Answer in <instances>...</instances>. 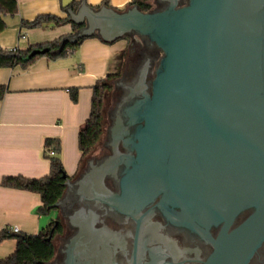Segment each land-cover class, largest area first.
Wrapping results in <instances>:
<instances>
[{"label":"water","instance_id":"water-1","mask_svg":"<svg viewBox=\"0 0 264 264\" xmlns=\"http://www.w3.org/2000/svg\"><path fill=\"white\" fill-rule=\"evenodd\" d=\"M73 1L62 6L84 26L51 53L96 34L146 36L164 53L134 114L136 155L124 180L163 181L165 197L223 223L206 264H245L264 241V0H169L150 11L86 0L74 11ZM250 202L253 213L231 229Z\"/></svg>","mask_w":264,"mask_h":264},{"label":"flooded vegetation","instance_id":"flooded-vegetation-1","mask_svg":"<svg viewBox=\"0 0 264 264\" xmlns=\"http://www.w3.org/2000/svg\"><path fill=\"white\" fill-rule=\"evenodd\" d=\"M168 3L158 0L151 10H163ZM125 37L126 47L118 57L121 70L114 73L111 95L105 96L113 103L106 113L104 108L102 139L86 166L66 185L55 217L62 226L55 237L61 244L49 264H206L223 223L199 217L165 197L163 181L124 180L136 155L140 123L134 114L150 97L164 56L146 36ZM104 170L107 175L102 179ZM254 210L247 203L231 229ZM245 264H264V241Z\"/></svg>","mask_w":264,"mask_h":264},{"label":"crops","instance_id":"crops-1","mask_svg":"<svg viewBox=\"0 0 264 264\" xmlns=\"http://www.w3.org/2000/svg\"><path fill=\"white\" fill-rule=\"evenodd\" d=\"M102 1L87 0V3L93 7ZM129 1L109 0L118 8ZM41 14L62 18L69 15L62 0H18L17 13L3 16L7 28L0 32V47L27 49L73 33L71 23L21 29L23 20L30 21ZM126 44L123 38L106 42L92 35L77 49H68L66 55L39 57L28 68L0 69V84L8 88L0 101V182L6 176L39 178L49 174L50 161L44 155V142L49 137L61 141L66 173L73 176L78 172L82 157L78 133L90 115L92 87L115 73L111 69ZM75 87L77 101L72 100L70 91ZM41 204L38 193L0 184V231L17 226L19 233L38 234L57 213L41 215ZM16 247L15 238L1 241L0 259L10 256Z\"/></svg>","mask_w":264,"mask_h":264},{"label":"trees","instance_id":"trees-1","mask_svg":"<svg viewBox=\"0 0 264 264\" xmlns=\"http://www.w3.org/2000/svg\"><path fill=\"white\" fill-rule=\"evenodd\" d=\"M83 1L85 0H74L71 4L72 9L76 11ZM103 5L118 11L126 10L134 5H138L142 11H150L152 9L149 0H131L123 8L114 7L110 4L109 0H103L100 4L93 7L97 9ZM64 10H66V8H64ZM17 11L18 0H0V32H3L7 28L3 16L15 15ZM68 23H71L73 32L84 26V24L72 22L69 15L62 18L52 14H41L33 20H23L21 22V29L46 28L51 24L54 26H61ZM96 37H99V35L96 34ZM63 38L64 37H60L54 41L32 45L27 49H4L0 47V69L14 68L17 66L28 68L39 57L46 55L56 58L66 55L68 49H77L88 36L79 39L76 43L66 44L64 49L58 54L51 53V51L59 49ZM122 38L124 39L126 37ZM45 47H49L50 52L45 55H36L33 58H29V54L32 50ZM115 76V74H108L106 77L98 80L92 87L93 95L90 115L86 122L80 127L78 133V146L82 154L81 162L84 158L90 157V155L93 154L102 139L104 133L103 110L105 96L112 89V82ZM70 91L72 100L77 101L78 88H71ZM7 92V86L0 84V101L4 99ZM61 151L62 145L60 139L51 137L46 138L44 142V155L50 161L49 174L39 178H27L22 175L6 176L2 179L0 184L4 187L22 189L40 194L42 204L39 207V213L44 216L50 215L51 212L57 210L55 205L65 194L66 181L74 179L80 171L79 168L78 172L73 176H69L66 173L61 159ZM61 232L62 226L58 218L52 219L38 234L14 233L9 230V227L1 230L0 242L8 238H15L17 240V247L10 256L0 259V264H47L55 257V237Z\"/></svg>","mask_w":264,"mask_h":264},{"label":"rangeland","instance_id":"rangeland-1","mask_svg":"<svg viewBox=\"0 0 264 264\" xmlns=\"http://www.w3.org/2000/svg\"><path fill=\"white\" fill-rule=\"evenodd\" d=\"M140 1H142V0H140ZM149 2L152 5V9H154L157 6V4L154 2V0H149ZM49 34H51V33H49ZM118 57H120V54L118 55ZM118 57H117V61L115 62V64L113 65V67L111 69L115 73H117V72H119L121 70V66H120V63H119L120 62V59ZM108 93H109L108 95H111V91L108 92ZM111 105H112V98L110 99V96H109L108 99L105 100V103H104L105 113H106V109L108 111L109 110V107ZM103 112H104V110H103ZM107 123H108V121H107ZM93 153H96V152H93ZM86 159H88V157H86V158H84L82 160L81 165H80V170H82L85 167V161H86ZM53 214H54V212H53ZM51 219H52V216H51ZM60 243L61 242L59 240H55V244H56L57 247L60 245Z\"/></svg>","mask_w":264,"mask_h":264},{"label":"built area","instance_id":"built-area-1","mask_svg":"<svg viewBox=\"0 0 264 264\" xmlns=\"http://www.w3.org/2000/svg\"><path fill=\"white\" fill-rule=\"evenodd\" d=\"M9 230H10L11 232H14V233H19V232H20V229H19V227H17V226L10 227Z\"/></svg>","mask_w":264,"mask_h":264}]
</instances>
